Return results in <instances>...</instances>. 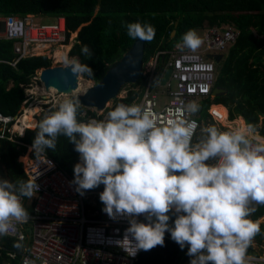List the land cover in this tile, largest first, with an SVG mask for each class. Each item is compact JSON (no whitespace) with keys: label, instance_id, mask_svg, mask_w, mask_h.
<instances>
[{"label":"clouds","instance_id":"1","mask_svg":"<svg viewBox=\"0 0 264 264\" xmlns=\"http://www.w3.org/2000/svg\"><path fill=\"white\" fill-rule=\"evenodd\" d=\"M125 26L132 39L151 42L155 37L148 22ZM202 43L197 31L189 29L175 47L195 53ZM81 53L85 59L93 56L86 44ZM63 63L75 75L94 76L78 58L65 57ZM216 104L207 109L212 120L210 109ZM79 109V100L66 99L46 113L30 151L35 155L55 151L60 136L74 145L79 162L69 183L81 196L104 186L99 193L102 212L129 225L123 238L115 241L118 247L134 257L141 250L163 247L168 232L181 250L187 248L190 264H247V249L261 234L260 225L249 217L255 206L264 205V140L252 139V125L232 131L200 126L184 118L199 111L194 101L182 103L176 109L180 115L163 124L136 103L117 104L99 120L78 119L83 115ZM37 192L32 180L0 178V237L15 224L28 223L32 217L21 201L31 200ZM13 247L25 250L22 239ZM23 264L34 261L25 257Z\"/></svg>","mask_w":264,"mask_h":264},{"label":"trees","instance_id":"2","mask_svg":"<svg viewBox=\"0 0 264 264\" xmlns=\"http://www.w3.org/2000/svg\"><path fill=\"white\" fill-rule=\"evenodd\" d=\"M32 14L38 20L63 18L67 36L74 31V41L70 54L86 63L94 73L93 77L82 75L96 82L105 69L118 60L130 47L134 39L127 35L125 24L129 22H148L155 28V37L143 46L142 63L160 50H169L181 42L182 35L189 29L200 28L203 23L209 26L228 24L235 27L238 37L229 48L225 59L220 62L215 83L223 86L220 95L202 98L198 101L199 111L195 113L200 126H215L226 131L210 118V103L223 104L228 108L229 117L241 116L247 125H252L264 137V0H0V16L15 15L25 17ZM175 21L177 25L174 26ZM175 29V34L170 33ZM12 40L0 39V113L3 115L20 114L25 99L24 88L41 68L51 65L52 60L46 55H32L12 62L17 55L12 51ZM92 51L91 59H85L81 53L83 45ZM166 56L157 61L154 72L162 73ZM154 81H152L153 84ZM146 84V73L140 71L138 79L132 83L123 101L130 105ZM104 111H109L118 103L112 102ZM221 106V105H216ZM216 106H213L216 107ZM53 109H49L51 111ZM78 119L86 120L95 116V112L80 106ZM46 112L41 111L35 118L36 125L26 128L21 134H14L13 139L0 137V178L15 182L17 179L28 180L22 161L19 158L27 151L26 144H32L38 124ZM100 119V115L96 116ZM199 135V127L197 128ZM32 155H35L31 152ZM44 154L52 158L60 167L74 175L78 153L74 145L64 136L57 139L55 151L45 149ZM104 186L87 190H103ZM99 204V194L94 195ZM28 198L23 197L25 209ZM249 219L253 222L264 215V205H257ZM174 218V217H173ZM170 221V223H172ZM261 234L255 238L264 239V225H260ZM13 238H1L0 264L8 262L7 249L13 247ZM165 233V244L150 251H140L134 264H176L181 249ZM252 251L251 245L247 252Z\"/></svg>","mask_w":264,"mask_h":264},{"label":"built area","instance_id":"3","mask_svg":"<svg viewBox=\"0 0 264 264\" xmlns=\"http://www.w3.org/2000/svg\"><path fill=\"white\" fill-rule=\"evenodd\" d=\"M66 32L63 18L42 23L32 14L23 18L15 15L0 17V39L12 40V51L17 55L12 62H8L11 65L20 58L46 55L41 51L66 44L72 40ZM238 34L239 31L228 24L208 26L202 34V49L195 53L188 49L181 52L176 47L157 51L149 57L150 66L147 73L145 72L146 84L141 92L139 105L152 112L159 123L163 124L168 119L180 115L176 109L180 108L182 103H198L202 98L212 97L211 92L217 76L216 64L213 58L206 55L220 54L233 45ZM159 56L167 57L161 74L154 72ZM166 68H170V73L167 80L161 83ZM155 80L158 83L152 84ZM37 82L39 84L36 89L41 90L42 97L50 94V89L45 88L37 71L24 88L25 99L21 113H0V137L13 139L14 134L23 135L26 128L36 124L33 118L35 113L31 123L24 120L23 114L29 109L25 107L32 105L28 93L31 92L33 83ZM53 92L49 95V101L55 98V95H61L55 90ZM160 95H166L167 100L162 101ZM210 112L214 120L224 124L227 122L229 131L240 129L234 126L235 119H230L228 113L222 117L215 108L210 109ZM98 115L95 113V116H88L86 119H96ZM184 118L198 123L194 115H185ZM100 119L103 117L100 116ZM252 139L256 141L253 137ZM31 145L26 144L27 151L20 156L23 157L20 160L28 180L38 185L36 196L27 203L29 207L26 210L32 217L27 223L30 233L25 231L24 224L14 225L7 236L17 241L22 239L25 250L7 249L8 262L5 264H23L25 257L34 261V264H134L140 251L132 257L115 243L123 238L125 229L129 226L127 221L123 218L113 221L102 212L104 205L101 201L99 204L95 201L94 195L103 190L85 192L81 196L75 191L76 186L69 183L73 181L74 175L44 153L32 155ZM21 202L23 203V198ZM143 219L140 217L141 221ZM1 238L0 248L3 247ZM246 258L247 264H264V256L259 252H247Z\"/></svg>","mask_w":264,"mask_h":264},{"label":"water","instance_id":"4","mask_svg":"<svg viewBox=\"0 0 264 264\" xmlns=\"http://www.w3.org/2000/svg\"><path fill=\"white\" fill-rule=\"evenodd\" d=\"M177 25L175 21L174 26ZM2 30V28H1ZM175 34V29L171 31L170 37ZM144 41L134 39L130 47L122 56L109 65L99 79L80 93H75L77 76L65 65H51L39 70V78L46 89L52 88L56 92L68 94L69 99L79 100L80 106L84 108L104 109L108 103L118 98V104L123 103V97L118 94L124 84L135 83L141 71ZM208 58H213L217 63L221 59V54H207ZM77 58V57H72ZM170 73V68H166L161 83H164ZM225 89L223 86L215 85L212 90L213 97L220 95Z\"/></svg>","mask_w":264,"mask_h":264},{"label":"rangeland","instance_id":"5","mask_svg":"<svg viewBox=\"0 0 264 264\" xmlns=\"http://www.w3.org/2000/svg\"><path fill=\"white\" fill-rule=\"evenodd\" d=\"M41 22L42 23H50V22H52V19H44V20H41ZM205 25H207L206 22L203 23V25L200 28H197L196 29L197 34L201 37V39H202L203 32H205V30L207 28ZM75 32L76 31H74V32H72L70 34L72 40H69L66 44H64V45H58V46L52 47L50 49H45L44 51H41L44 54H46L47 56L51 57V60H52V64L51 65H55V64L64 65L63 61H64V58L66 57V55H67V57L69 59H72V57H74L73 55L70 54V49H71L72 43L74 41ZM173 47H175V45ZM199 49H202V45L200 46ZM62 50L65 52L64 56H62V57L61 56H57L56 52L57 51H62ZM219 63L217 64L215 62L216 68H217L216 73H217L218 68H219ZM149 66H150V61L148 59L145 63H143L141 65V72L142 73H145V72L147 73V70L149 69ZM76 82H77V84H76V91H75V93L82 92L83 90L89 88V86L93 85V83H94L93 80L86 79L82 75H78L77 76V81ZM38 84H39L38 82H37V84H34L33 83V88L31 89V92L28 93V96H30L29 102H31L32 105L30 107H27V106L25 107V108H30L31 111L33 110L34 112H32V115L35 113V115H34L35 117L37 115H39L40 111H42L41 109H43L44 112L48 113V110L49 109H54V107L56 105H58L60 102H62L63 100L69 99V95L68 94H61V95H55V98H53L51 101H49V98H51V96H49V95L50 94H53L54 92H49L50 94H46L44 97H42L41 90L36 89V86ZM131 84L132 83H130V84H124L123 86H121V89H120L119 94H118V97L119 98H122V97H125L126 96L128 89L132 88V85ZM139 97H137L135 99V101H133V103L139 104ZM159 98L162 101L167 100L166 95H160ZM112 104H113L112 102L111 103H108L106 107L111 106ZM214 108L222 115V117H224L227 114L226 109L223 108V107H217L216 106ZM89 110L95 112L97 115L98 114L101 115V117H103V118L105 117V115L107 113L106 111H103V110L102 111L101 110H93V109H89ZM23 115H25V114H23ZM238 123L241 124V127H239L240 129H245L244 124L242 123V120L239 119ZM227 125H228L227 122H225V124L224 123L223 124L220 123V126L221 127L225 128L226 130L229 131L230 129L228 128ZM237 125L238 124L235 121V125L234 126L236 127ZM31 201H32V199L31 200L28 199V202L29 203ZM24 228H25V231L29 234L30 233V229H29L27 223L24 224ZM263 246H264V244H263ZM262 250L264 251V247H259V251H262Z\"/></svg>","mask_w":264,"mask_h":264},{"label":"crops","instance_id":"6","mask_svg":"<svg viewBox=\"0 0 264 264\" xmlns=\"http://www.w3.org/2000/svg\"><path fill=\"white\" fill-rule=\"evenodd\" d=\"M222 25H224V24H222ZM206 27H208L209 25H205ZM232 46V45H231ZM231 46H229V47H227L225 50H223L220 54H221V59L217 62V64L219 63V62H222L224 59H225V57H226V55H227V53H228V50H229V48L231 47ZM220 64V63H219ZM216 85H218V84H216ZM221 86V85H220ZM225 89V88H224ZM225 91V90H224ZM223 91V92H224ZM216 105H221V106H217V107H223V108H225L226 109V112L228 113V115H229V111H228V108L226 107V106H224L223 104H216ZM215 105V106H216ZM239 119L240 120H242V123L244 124V127L245 128H247V124L245 123V121H244V119L241 117V116H237L236 118H235V121L237 122V126L238 127H241V124H239L238 123V121H239ZM253 138L254 139H256V140H264V137L263 136H261L257 131H255L254 132V135H253ZM172 220L174 221V218H172ZM172 220H170V221H172ZM254 222H256V223H258L259 225H264V215L263 216H260L259 218H257L256 220H254ZM258 241H259V243L257 242V239L256 238H254L253 239V241H252V244H251V248H252V250H254L255 252H259L261 255H263L264 256V251L262 250V251H259V247H264L263 246V244H264V239H261V238H258ZM258 247V248H257ZM180 250V249H179ZM181 255H180V257H179V259H178V261H177V263L176 264H190V257L187 255V248H185L184 250H181Z\"/></svg>","mask_w":264,"mask_h":264},{"label":"bare ground","instance_id":"7","mask_svg":"<svg viewBox=\"0 0 264 264\" xmlns=\"http://www.w3.org/2000/svg\"><path fill=\"white\" fill-rule=\"evenodd\" d=\"M56 54H57V56H64V54H65V52L62 50V51H57L56 52ZM66 57H67V55H66ZM80 84V83H79ZM48 91H51V92H53L54 91V89H50V90H48ZM32 112H34L33 110L31 111L30 110V108L28 109V111H27V113L25 114V116H24V120L25 121H28L29 123H31V115H32ZM15 127V126H14ZM23 158V157H22Z\"/></svg>","mask_w":264,"mask_h":264},{"label":"flooded vegetation","instance_id":"8","mask_svg":"<svg viewBox=\"0 0 264 264\" xmlns=\"http://www.w3.org/2000/svg\"><path fill=\"white\" fill-rule=\"evenodd\" d=\"M52 64V63H51ZM59 65H61V64H59ZM113 101H116L117 103H118V99L117 98H115Z\"/></svg>","mask_w":264,"mask_h":264}]
</instances>
